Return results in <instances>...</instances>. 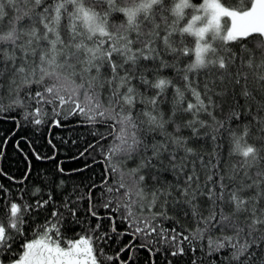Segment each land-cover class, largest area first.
Wrapping results in <instances>:
<instances>
[{
  "label": "snow or ice",
  "instance_id": "snow-or-ice-1",
  "mask_svg": "<svg viewBox=\"0 0 264 264\" xmlns=\"http://www.w3.org/2000/svg\"><path fill=\"white\" fill-rule=\"evenodd\" d=\"M193 38L196 59L185 64ZM166 69L175 75L163 77ZM46 106L53 117L79 115L106 129L73 157L99 148L102 161L93 156L74 171L100 163L101 183L85 195L53 176L27 200V189L18 198L0 185V264H115L106 254L115 239L131 237L119 256L140 236L164 239L169 229L156 221L181 214L222 234L215 250H229L228 264H264V0L247 10H231L230 0H0V117L15 121L28 109L24 117L39 126ZM225 117L234 125L229 158L240 157L230 170L215 149L206 160L195 147L215 142ZM48 144L53 155L32 147L30 156L55 160L59 150Z\"/></svg>",
  "mask_w": 264,
  "mask_h": 264
},
{
  "label": "trees",
  "instance_id": "trees-1",
  "mask_svg": "<svg viewBox=\"0 0 264 264\" xmlns=\"http://www.w3.org/2000/svg\"><path fill=\"white\" fill-rule=\"evenodd\" d=\"M203 0H194L197 5L202 3ZM221 3L224 0H220ZM231 10H247L251 7V0H230ZM194 38L192 44V51L189 56L184 58V63H194ZM248 47L255 48L256 44H249ZM207 58V55L205 56ZM202 71V70H197ZM161 75L165 78H171L175 75L172 69L164 70ZM244 101L241 100V104ZM33 102V107H35ZM46 116L44 122L37 126L31 118L26 119L24 112L28 109L20 111L19 115H15V121L4 120L0 117V170L7 174V176L0 175V185H3L5 189H12L9 196L20 197L21 192L19 189H27V193L24 194V199L31 198V192L34 190V185L42 183H48L55 176L56 184H59L61 179L67 185V189L71 190L73 186H79L77 191L79 194H85V189L88 185H91L93 181L97 185L101 183L102 166L100 163H95L92 167L86 171H74L83 167L85 160L92 164L93 156L97 161H102L103 157L100 155V149L97 148L92 155L85 156L82 159H73L79 151H83L88 143H92L93 139H99L98 136L94 137L92 134L99 131L105 132L106 129L99 125L90 124L82 116H67L61 115L59 117H53L51 112V106H46ZM219 115V114H218ZM58 119L61 121V126H53L51 121ZM17 125H22L17 127ZM234 127L230 124L225 117L224 130L218 134V138L215 142L211 139L201 138L195 145L196 151L203 155L205 159H213L214 149L219 153V156H215L217 164H220L221 168L231 169L233 165L239 164L240 157L234 156L229 158V138L227 135V128ZM10 130H15L14 136H9V142L3 143L5 138L4 134ZM51 138L52 143L57 146L58 154L55 160L37 161L34 157L30 156L32 147H35L37 151L46 154L48 156L53 155V149L48 144V140ZM17 141H20L19 148L16 147ZM64 141H67L65 143ZM72 141H77L74 145ZM221 161L223 163L221 164ZM63 162V163H61ZM197 168L202 169V165L197 160ZM29 166H31V172L27 177V180L21 184V181L25 173L28 172ZM58 166L63 167L65 173H71V175H61L58 173ZM191 168V163H189ZM201 183H203L206 173L201 170ZM11 177V179H9ZM172 180L173 177L169 174L167 177ZM102 189L97 188L96 195H100ZM3 195V194H0ZM60 197L57 196V201ZM80 212H84V204L80 205ZM99 212L107 215L108 211L100 208ZM207 215V212L204 213ZM169 215H173L169 213ZM92 225L96 223L91 217L87 218ZM105 226H108V222L105 221ZM157 224L169 229L164 234L165 238L160 239L157 234H153L150 237L140 236L135 240V249L127 253H120L117 256L119 247L123 244H127L131 239L130 236H123L117 238L112 242L111 248L107 249L106 254L114 257L115 264H123L120 256L124 259L127 256L132 257L131 264H228V257L230 252L227 248L215 250L216 243L221 238L222 234L215 230L203 231L207 225L199 223L191 215L185 217L181 214L179 217L173 216L171 221L157 220ZM117 227L120 230L125 228L124 224L117 221ZM175 228L177 232L176 241L171 240L173 233L171 229ZM183 236H188L189 240H183ZM37 238H42L37 237ZM121 240L123 243H121ZM211 241V247L210 245ZM142 244H147V247H141ZM180 248L184 249L183 254L173 256L172 253L178 251ZM151 249L152 251H149ZM108 264H113L109 261Z\"/></svg>",
  "mask_w": 264,
  "mask_h": 264
},
{
  "label": "rangeland",
  "instance_id": "rangeland-1",
  "mask_svg": "<svg viewBox=\"0 0 264 264\" xmlns=\"http://www.w3.org/2000/svg\"><path fill=\"white\" fill-rule=\"evenodd\" d=\"M225 20L227 21L228 25L230 26V23H231L230 18H222V25H223V23H224ZM194 49H195V47H194ZM194 54H195V51H194ZM206 55L207 54L205 53L204 56H206ZM195 59H196V56H195Z\"/></svg>",
  "mask_w": 264,
  "mask_h": 264
}]
</instances>
